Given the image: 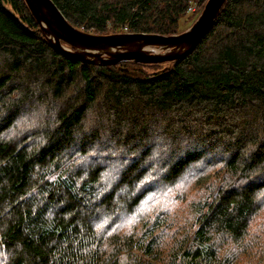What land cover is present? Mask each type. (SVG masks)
<instances>
[{
    "label": "trees",
    "instance_id": "1",
    "mask_svg": "<svg viewBox=\"0 0 264 264\" xmlns=\"http://www.w3.org/2000/svg\"><path fill=\"white\" fill-rule=\"evenodd\" d=\"M53 1L168 36L208 0ZM165 63L69 57L0 0V264H264V0H226Z\"/></svg>",
    "mask_w": 264,
    "mask_h": 264
},
{
    "label": "water",
    "instance_id": "2",
    "mask_svg": "<svg viewBox=\"0 0 264 264\" xmlns=\"http://www.w3.org/2000/svg\"><path fill=\"white\" fill-rule=\"evenodd\" d=\"M25 1L54 48L69 57L100 64H117L126 61L157 64L182 58L196 47L204 34L213 26L218 12L226 2V0H208L202 13L188 30L166 36L132 32L94 34L71 24L53 0ZM137 43H141L143 47L162 45L172 49L157 54L134 48L133 45ZM181 45H187L185 51L171 52ZM104 54L107 57H104Z\"/></svg>",
    "mask_w": 264,
    "mask_h": 264
},
{
    "label": "rangeland",
    "instance_id": "3",
    "mask_svg": "<svg viewBox=\"0 0 264 264\" xmlns=\"http://www.w3.org/2000/svg\"><path fill=\"white\" fill-rule=\"evenodd\" d=\"M192 12L188 13V15L184 16L181 20H180V24H179V33L185 32L186 30H188L194 23L195 21L198 19V17L200 16V14L202 13V11L197 15L196 19H191V17H194V13H196V10L198 7H196V5L192 6ZM178 33V34H179ZM170 49L172 48H165L162 45H154V46H147L145 47V50L150 51L152 53H164V52H168ZM104 57H107L106 54L103 55ZM125 68H128L127 70H130L129 68H131V71L134 72H141V71H145V73L147 74H152L158 71H163L169 68V63H165V62H161V63H157V64H148L146 66H140V65H127V67L125 66Z\"/></svg>",
    "mask_w": 264,
    "mask_h": 264
},
{
    "label": "bare ground",
    "instance_id": "4",
    "mask_svg": "<svg viewBox=\"0 0 264 264\" xmlns=\"http://www.w3.org/2000/svg\"><path fill=\"white\" fill-rule=\"evenodd\" d=\"M47 13H48V10H47ZM52 38H53V36H52ZM133 46H134V48H138L140 50H145V47H143V45L141 43H137ZM166 47H168V46L166 45ZM186 48H187V45H181V46L171 50V52H183L186 50Z\"/></svg>",
    "mask_w": 264,
    "mask_h": 264
},
{
    "label": "built area",
    "instance_id": "5",
    "mask_svg": "<svg viewBox=\"0 0 264 264\" xmlns=\"http://www.w3.org/2000/svg\"><path fill=\"white\" fill-rule=\"evenodd\" d=\"M191 10L193 9V8H190Z\"/></svg>",
    "mask_w": 264,
    "mask_h": 264
}]
</instances>
